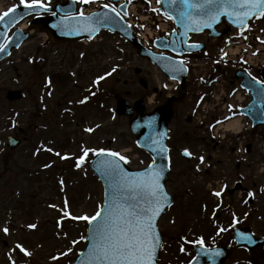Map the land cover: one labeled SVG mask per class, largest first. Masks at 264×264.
<instances>
[{
    "label": "rangeland",
    "instance_id": "1",
    "mask_svg": "<svg viewBox=\"0 0 264 264\" xmlns=\"http://www.w3.org/2000/svg\"><path fill=\"white\" fill-rule=\"evenodd\" d=\"M36 1L50 3L48 0H24L23 3L21 0H2L0 12ZM101 2L91 0L86 11L108 4L107 0ZM45 36V33L35 31L22 48L0 64V264H13V261L15 264H71L84 250L88 222L73 217L86 215L91 218L103 204L102 185L89 170V164L75 167L76 160L83 157L84 149H89L91 157L104 150L119 153L134 170L152 163L151 158L137 148L128 129V119L115 114L114 95L130 93L128 98L132 103L145 97L152 100L153 89L157 86L155 70L148 62L139 60L119 37L109 33L101 34L88 45H57L48 43ZM136 69L142 70L141 76L137 75ZM192 76L194 94L197 90L194 74ZM100 77H104L105 106L89 103L74 107L88 96L87 91ZM143 78L148 82L147 90L140 85ZM12 90L24 91L23 101L8 102L6 96ZM166 95L157 96L155 101L163 102ZM194 101L195 98L192 101L189 98L179 106L180 119L174 124L175 130L180 127L186 136L177 132L171 142L170 189L173 178L182 174L185 176L180 177L181 182L196 181L205 189L198 176L190 177L189 165L196 162L184 160L179 150L192 149L198 154L200 148L201 156L213 151L221 158L231 149L229 137L225 141L217 139L219 145L216 147L206 125L193 132L194 125H188L186 118L193 110ZM11 136L23 140L22 146L15 151L7 148V139ZM179 194L182 202V193ZM195 204L200 205L199 198ZM65 212L69 215L65 216ZM170 213L162 219L160 228L168 236L176 237L171 240L167 236L170 241L166 246L167 258L174 264L185 257L179 254L177 234L169 233L172 232L169 229L181 230L183 219L177 217L176 224H172ZM196 217L198 213L194 212L186 219V225L192 226ZM260 226L264 228V219ZM4 228H8L7 234L3 232ZM17 244L31 252V256H25ZM252 255L236 251L232 262L250 264ZM262 258L264 261V255Z\"/></svg>",
    "mask_w": 264,
    "mask_h": 264
},
{
    "label": "snow or ice",
    "instance_id": "2",
    "mask_svg": "<svg viewBox=\"0 0 264 264\" xmlns=\"http://www.w3.org/2000/svg\"><path fill=\"white\" fill-rule=\"evenodd\" d=\"M21 2L23 3L24 0ZM83 2L90 3L91 0H83ZM180 2L184 9L181 16L187 17L190 21L185 25V28L191 31H199L202 27H211L222 15H227L230 18L235 16L233 22L239 25H243L252 16L264 17V0H195V2L194 0H180ZM25 6L32 7L34 5L26 4ZM105 7L108 6L105 5ZM228 9H232V11H228ZM13 11L15 9L10 8L3 16H7L9 12ZM112 11L115 12L116 9L112 8ZM3 16H0V19H3ZM196 16H205L207 19L197 20ZM91 31H95V29L92 28ZM190 47H198V45H190ZM2 50L3 48L0 47V51ZM100 79H104V77H100ZM80 102L84 103L85 101ZM86 131H91V129H86ZM159 150L167 151L162 145ZM88 152L89 149H84L83 157H86ZM96 154L118 156L120 160L127 162L125 157L120 156L119 153L98 152ZM56 155L59 156L60 153H56ZM183 155L191 157L192 153L188 149H184ZM61 158L68 159V157ZM199 159L203 163V156ZM46 167H50V165H46ZM103 167L111 176L118 178L115 181L116 190L112 193L111 200H106L105 205L91 218L86 215L73 217V219L85 220L89 224L95 222L91 231V246L88 249L87 264H156L157 249L162 247L156 221L168 202V195L161 184L162 170L154 165H149L144 172L129 176L119 169L113 160L104 161ZM221 194L220 191L213 193L217 197ZM253 195L251 192L248 193L250 197ZM64 215L68 216L69 213L65 212ZM30 227L35 228V225H30ZM8 231V228L3 229L5 234ZM199 243L203 246L202 239ZM16 247L25 256H31V252L26 251L20 244H17ZM216 254L219 255V253ZM57 258L53 257V259Z\"/></svg>",
    "mask_w": 264,
    "mask_h": 264
},
{
    "label": "water",
    "instance_id": "3",
    "mask_svg": "<svg viewBox=\"0 0 264 264\" xmlns=\"http://www.w3.org/2000/svg\"><path fill=\"white\" fill-rule=\"evenodd\" d=\"M195 2V0H194ZM163 6L166 12L176 21L179 27H181L185 39L188 38L190 33H199L206 29L212 30L217 23L220 21L222 15L218 18V20L212 24L211 27H202L199 31H191L185 28L186 24H189L190 21L187 17H182L181 12L184 10L183 5L181 4L180 0H163ZM122 9H126L123 7ZM228 11H232V9H228ZM239 11V9H238ZM74 12V11H72ZM17 15L20 16L22 19L29 15L27 9H20L16 12V15L13 17L8 16L2 20L0 23V47L4 43L9 30L15 25L14 20L17 18ZM97 18H94L90 21L86 19H62L58 20L57 17L53 19H49L46 22L40 23L39 20L33 22L31 28H40L45 31L50 39H53L55 42L58 43H65V42H74L79 41L83 38H91L96 35L101 29H109L114 33H119L122 37H124L129 43H131L137 50L138 55L140 56H149L152 59V55L147 53L140 44H138L133 36V32L126 26L124 21L120 17H114L109 12H103L97 15ZM228 17V16H227ZM232 22L235 20V16L228 17ZM197 20H206L205 16H196ZM234 23V22H233ZM235 26L241 27L237 23H234ZM193 27L195 25L193 24ZM94 28L95 31H91ZM62 30H65L67 33L64 34ZM221 37V36H220ZM27 39L26 35H22V33L17 32L14 36L13 40L9 42L8 45L3 52L0 54V61L5 57L10 55L11 49L13 47H19L21 43ZM180 65V63H179ZM175 69H179L178 67H174ZM182 72L185 75V70L181 67L179 72ZM183 78V77H180ZM184 81V78H183ZM244 87L249 89L254 96V102L250 106V108L245 111L247 115H249L254 121L255 126L261 124L264 125V88L256 85L253 82H244L242 84ZM23 97L22 92H9L8 99L10 101H18ZM118 99V107L117 112L120 116L128 115L130 117V130L132 134L137 138V143L139 147L146 150L150 153L154 160V166L158 169H161L163 172V179L161 180V184L165 189V183L167 181V174L169 172V158H168V149L166 147V141L168 139V125L174 116V109L172 106V101H169L168 105L164 106L161 109H158L156 113L152 115H145V109L143 107V103L140 102L136 104L135 108H131L129 102L122 100L120 97ZM180 101V100H178ZM138 111V116L134 118L133 111ZM257 119V120H256ZM21 145V142L15 138H10L8 146L15 150ZM161 145L167 149L166 152H161L159 149ZM106 160H113L119 166L124 173L128 174L129 176L134 175L136 173H132L129 171L127 167H125L122 163L118 162L114 157L108 156L105 154L100 155L97 157L93 164L91 165L92 170L99 175L101 180L103 181L106 189V200L110 201L112 198V193L116 190L115 189V181L118 178H114L111 176L108 171L103 167V162ZM144 172V171H142ZM172 205V200L168 197V202L165 210ZM165 210L161 213L160 217L157 218L156 224L158 220L163 216ZM95 223V222H94ZM94 223L89 225L88 228V238L87 241L89 243V247L91 246V231L94 227ZM88 247V249H89ZM88 249L87 251L80 256L75 264H87L88 262ZM160 248L157 249L156 259L158 258ZM220 261L219 264H222Z\"/></svg>",
    "mask_w": 264,
    "mask_h": 264
},
{
    "label": "flooded vegetation",
    "instance_id": "4",
    "mask_svg": "<svg viewBox=\"0 0 264 264\" xmlns=\"http://www.w3.org/2000/svg\"><path fill=\"white\" fill-rule=\"evenodd\" d=\"M209 38L210 37L204 39L208 44V52L211 48L212 42ZM205 54L206 52L188 54L184 56V58L186 60L207 58ZM234 77L235 73L229 71L227 81L231 86L236 84ZM214 78H216L215 74L212 75L211 79ZM178 93V89H176L174 94L178 95ZM190 93V90H188V95H190ZM179 106L180 104L176 106V117L172 124L173 130H175L174 124L180 119L181 110L179 109ZM214 119L219 121V117H215ZM187 122L193 124V117L190 116ZM177 132H181L186 136V133L182 131L180 127H178V130L174 133ZM226 156L229 158V164L222 168V172L226 179L225 184H227V189L220 197H216V199H220L224 202H230L222 208V210L226 212L215 213L214 204L205 198L203 189L199 187V184L196 183V181H188V183L181 182L180 177L182 175L185 176V174L180 175V177L176 176L175 180L173 178L171 193L178 198H181V195L179 194V192H181L183 200L182 203H179V207L175 212V218L173 217V219L181 217L183 223L181 230L173 228L169 229L172 231L169 233L177 234L179 254L185 257V260L181 259V261H177L175 264H189L196 256V253L193 251L195 247L211 249L224 246L229 247L232 252L240 250L248 253L245 248L238 249L237 245L233 243L232 236L234 230L242 231L251 228L256 235H264V228L260 226V222L264 219V213L261 212L264 210V205L262 204L264 201V175H262L263 170H261V167L264 164V159L261 157L258 149L254 150L252 148L242 156L236 155L233 150L229 151ZM207 176L209 181H205L206 183L203 182L205 184V189H208L210 192L218 191V188L215 186L218 183V177L211 174ZM210 183H213L214 185H210ZM179 184H182V186L180 187ZM249 192L254 195L251 197L248 196ZM211 197L214 198L213 193ZM196 198L200 199V205L195 204ZM241 204L243 205L240 206ZM251 205L254 206L252 212L249 210ZM194 212L198 213L195 222L196 226L194 227L195 223L192 226H187L186 219ZM220 226H222L223 233H220ZM165 233L167 237L168 233L166 231ZM244 233L247 234L246 231ZM168 237L171 240H176L175 236L169 235ZM169 238H167V243L170 241ZM201 239L203 240V246L199 243ZM182 248L183 251H181ZM249 262L251 264V261ZM169 263H171V261ZM252 263L258 264L259 262L253 261Z\"/></svg>",
    "mask_w": 264,
    "mask_h": 264
},
{
    "label": "bare ground",
    "instance_id": "5",
    "mask_svg": "<svg viewBox=\"0 0 264 264\" xmlns=\"http://www.w3.org/2000/svg\"><path fill=\"white\" fill-rule=\"evenodd\" d=\"M0 6H1V3H0ZM1 8H2V6H1ZM22 28L25 29L26 25H23ZM45 38H46V36H45ZM225 128H226V130L239 131L241 129V125L239 124V121H233V122H230Z\"/></svg>",
    "mask_w": 264,
    "mask_h": 264
}]
</instances>
